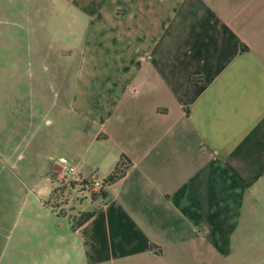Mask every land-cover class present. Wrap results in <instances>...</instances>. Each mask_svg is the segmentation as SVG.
Returning <instances> with one entry per match:
<instances>
[{
    "label": "crops",
    "instance_id": "crops-1",
    "mask_svg": "<svg viewBox=\"0 0 264 264\" xmlns=\"http://www.w3.org/2000/svg\"><path fill=\"white\" fill-rule=\"evenodd\" d=\"M62 6L74 64L47 158L74 167L66 179L99 175L103 194L77 222L43 204L64 182L46 176L0 261L264 264V0Z\"/></svg>",
    "mask_w": 264,
    "mask_h": 264
},
{
    "label": "rangeland",
    "instance_id": "rangeland-1",
    "mask_svg": "<svg viewBox=\"0 0 264 264\" xmlns=\"http://www.w3.org/2000/svg\"><path fill=\"white\" fill-rule=\"evenodd\" d=\"M63 1L0 0V258L13 257L14 233L27 215L21 210L35 209L32 194L37 185L46 176L61 179L63 172L51 173L47 158L52 131L53 145H58L59 114L69 96L65 92L71 89L67 84L74 64L61 63ZM64 122L68 132L80 124L75 118ZM71 141L77 144L72 137ZM93 182H100L99 175ZM61 183L65 184L58 183L51 199L41 201L47 207L66 204L63 210L70 206L82 210L79 222L99 191L69 180L65 186Z\"/></svg>",
    "mask_w": 264,
    "mask_h": 264
},
{
    "label": "built area",
    "instance_id": "built-area-1",
    "mask_svg": "<svg viewBox=\"0 0 264 264\" xmlns=\"http://www.w3.org/2000/svg\"><path fill=\"white\" fill-rule=\"evenodd\" d=\"M54 163L56 165H58L59 167H61V169L64 170V172H62L61 174H59V176H61V181H74L75 183H79L82 187V189H89V191H98L100 189L101 186V182H93L95 179L94 175H90L89 177H79V176H75L71 179H66V174L71 173L73 174L75 172V169L73 166L67 164L64 161L61 160H55ZM94 184V185H93Z\"/></svg>",
    "mask_w": 264,
    "mask_h": 264
},
{
    "label": "trees",
    "instance_id": "trees-1",
    "mask_svg": "<svg viewBox=\"0 0 264 264\" xmlns=\"http://www.w3.org/2000/svg\"><path fill=\"white\" fill-rule=\"evenodd\" d=\"M115 170H117V167H116ZM119 174H121V171H119L118 174H116V172H113V173L110 174L106 179H104V180L102 181V184H103L104 182H109V181L115 179ZM99 193H100L101 195L103 194L101 190L99 191ZM90 215H91V212L86 213L85 216H84L79 222H81L82 220L87 219Z\"/></svg>",
    "mask_w": 264,
    "mask_h": 264
}]
</instances>
